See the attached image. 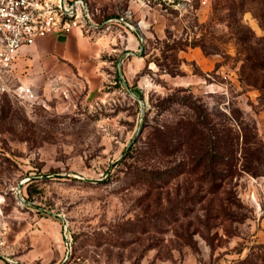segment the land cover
I'll use <instances>...</instances> for the list:
<instances>
[{"label": "rangeland", "instance_id": "374dc122", "mask_svg": "<svg viewBox=\"0 0 264 264\" xmlns=\"http://www.w3.org/2000/svg\"><path fill=\"white\" fill-rule=\"evenodd\" d=\"M87 1L96 20L129 19L141 64L128 79L114 65L98 90L74 80L28 98L14 59L0 63V235L16 239L11 256L264 264V94L242 81L264 78L248 66L264 57V0Z\"/></svg>", "mask_w": 264, "mask_h": 264}, {"label": "crops", "instance_id": "0c3cea01", "mask_svg": "<svg viewBox=\"0 0 264 264\" xmlns=\"http://www.w3.org/2000/svg\"><path fill=\"white\" fill-rule=\"evenodd\" d=\"M119 17H123L129 25L111 21L107 23L108 28H93L89 32L73 28L38 38L34 44L20 49L11 68L19 76L22 85H29L33 93L35 89L47 90L74 80L84 83L90 91L98 90L110 83L114 65L117 70L119 63L124 77L132 78L141 64L136 56L141 42L139 34L130 26L129 19L115 15L94 19V22L99 24ZM38 232L35 237H30L32 250L38 249L42 243L43 233ZM4 234L0 235V264H18L19 261L11 256V245L16 249V239L11 237L7 229Z\"/></svg>", "mask_w": 264, "mask_h": 264}, {"label": "built area", "instance_id": "2783aa9c", "mask_svg": "<svg viewBox=\"0 0 264 264\" xmlns=\"http://www.w3.org/2000/svg\"><path fill=\"white\" fill-rule=\"evenodd\" d=\"M146 6L173 5L178 0H140ZM94 13L86 0H0V63L8 65L24 46H30L38 38L57 31L73 28L89 32L105 27L112 18L102 23L94 22ZM140 42L142 40L139 37ZM22 94L33 96L29 85L22 86Z\"/></svg>", "mask_w": 264, "mask_h": 264}, {"label": "trees", "instance_id": "16d2710c", "mask_svg": "<svg viewBox=\"0 0 264 264\" xmlns=\"http://www.w3.org/2000/svg\"><path fill=\"white\" fill-rule=\"evenodd\" d=\"M248 66L254 71L264 69V57L263 56L255 57L254 59H252L248 63ZM242 81L246 84H249L251 86L256 87L262 94H264V92H263L264 91V78H259L256 76L246 77V78L242 79ZM247 142H249V141H247V139H246L245 143H247ZM258 148H257V150L260 151L261 147L259 146Z\"/></svg>", "mask_w": 264, "mask_h": 264}, {"label": "water", "instance_id": "95a60500", "mask_svg": "<svg viewBox=\"0 0 264 264\" xmlns=\"http://www.w3.org/2000/svg\"><path fill=\"white\" fill-rule=\"evenodd\" d=\"M119 65H120V63H119ZM119 65H118V66H119ZM120 77H121V81H123L121 74H120ZM123 82H124V81H123Z\"/></svg>", "mask_w": 264, "mask_h": 264}]
</instances>
